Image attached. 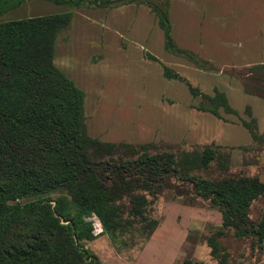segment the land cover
<instances>
[{
  "label": "trees",
  "instance_id": "obj_1",
  "mask_svg": "<svg viewBox=\"0 0 264 264\" xmlns=\"http://www.w3.org/2000/svg\"><path fill=\"white\" fill-rule=\"evenodd\" d=\"M26 1L0 0V17ZM47 1L72 9L145 5L163 32L166 52L212 70L174 42L168 0ZM71 22L72 12L0 22V264H101L84 245L96 238L86 220L92 214L112 245L139 252L160 222L149 207L165 192L185 198L183 206L199 207L194 202L202 201L220 213L215 232L187 237L204 242L220 264H231L219 241L226 233L252 240L263 252L264 216L254 221L249 212L264 196V183L241 176L211 178L207 170L221 158L222 147L179 152V145L162 141L108 143L88 135L85 94L53 64L55 39ZM162 70L165 78L184 82L192 97L201 98L198 111L220 120V109L237 117L251 137L246 149L264 143L248 107L247 119H240L224 93L202 94L173 70L163 65ZM233 76L247 94L264 100V64Z\"/></svg>",
  "mask_w": 264,
  "mask_h": 264
},
{
  "label": "crops",
  "instance_id": "obj_2",
  "mask_svg": "<svg viewBox=\"0 0 264 264\" xmlns=\"http://www.w3.org/2000/svg\"><path fill=\"white\" fill-rule=\"evenodd\" d=\"M168 4L174 42L208 62L212 70L166 52L163 32L145 5L72 9L27 0L2 16L10 14L7 21H13L72 12L71 26L55 39L53 64L84 92L85 124L92 138L129 144H176L184 139L234 147L250 143V134L235 116L220 110L224 118L220 120L194 109L201 98L192 97L184 82L165 78L162 65L202 94L212 96L214 89L224 93L240 119H247L248 107L264 135V100L247 94L232 75L264 64V0H168ZM122 106L135 109L124 121L121 113L117 115ZM161 213L132 264L185 260L204 264L210 249L204 242H189L188 234L202 232L208 222L221 225V215L178 202L162 203Z\"/></svg>",
  "mask_w": 264,
  "mask_h": 264
},
{
  "label": "rangeland",
  "instance_id": "obj_3",
  "mask_svg": "<svg viewBox=\"0 0 264 264\" xmlns=\"http://www.w3.org/2000/svg\"><path fill=\"white\" fill-rule=\"evenodd\" d=\"M9 15L10 14H8L7 16L6 15L2 16L0 18V22L7 21ZM233 73L234 72H232V75ZM197 107L198 106L194 107V109L197 110ZM134 112L135 109H130V108L127 109L125 108V106H122L120 110H117V115L119 117L121 113L122 121H124V119H126L128 116L131 115V113ZM222 120H224V118H222ZM237 120L240 122L239 119ZM119 129L122 130L124 128L122 127ZM120 130L118 131V135L122 133V131ZM186 132H189V130L187 129ZM239 139L240 136L238 138L235 137L234 141H238ZM168 144H172V143H168ZM176 144L180 146V148L178 149L179 152L181 151L190 152L192 150H195L197 146L210 145V144H198V143L193 144L192 141L186 139ZM249 145H252L251 141L247 145H242L237 147L219 145L220 147H222L220 151L221 158H219L217 161L213 162L209 166L207 170V174L210 175L211 178H215V179L222 178L224 177V175H229L234 177H239V176L250 177V178H256L261 183H264V143L255 144L251 148L246 149L245 147H248ZM224 167H226L227 170L225 173H222L221 169ZM182 201H186V199L185 198L174 199L173 194L171 192H165L163 196H161L158 199V201H155V203L149 207V212L151 213V216L153 218L157 219L162 216L161 213L162 203L178 202L180 204V202ZM194 203L195 205L199 206L195 208L198 209L205 208L208 211H215V213H219L216 210L206 208L207 205L205 202L195 201ZM249 214H250V218L254 221H258L260 218L264 216V196L252 203ZM90 217L91 215L87 217L86 220L89 223H91L92 235H94L96 238L91 242H85L84 243L85 247L88 248L90 252H92L94 255L98 257V259L101 261V264H128V263L132 264V261L136 256V254L138 253V250H136L135 248L124 249V250H120V248L119 249L116 248L114 245H112L109 238L106 235L102 234V227L99 229L98 227H95L93 225L92 221L89 220ZM219 226L217 224L216 226H214L213 223L211 224L208 222L203 224L201 230H203L202 232L204 233V236H207L208 234L215 232V229L218 228ZM202 232H200L199 230L198 232L191 233V236L203 235ZM219 241H220V245L230 255L229 261L231 262V264H264V251L259 252L255 250L254 248L256 246L252 244V240L249 239L236 240L231 236V233H226L223 237L219 239ZM187 247L189 249L188 245ZM188 249H185V251L188 252L189 251ZM177 263L179 262H176V264ZM204 264H220V263L218 262L217 259H213L209 257V255L207 254L206 261Z\"/></svg>",
  "mask_w": 264,
  "mask_h": 264
},
{
  "label": "built area",
  "instance_id": "obj_4",
  "mask_svg": "<svg viewBox=\"0 0 264 264\" xmlns=\"http://www.w3.org/2000/svg\"><path fill=\"white\" fill-rule=\"evenodd\" d=\"M89 220L92 221V223H93V225L95 227H98L99 229L101 228L100 222H99L98 218L94 214L91 215V217L89 218Z\"/></svg>",
  "mask_w": 264,
  "mask_h": 264
}]
</instances>
